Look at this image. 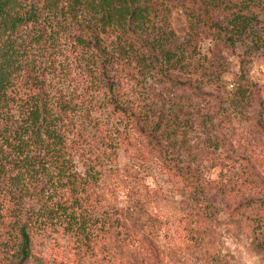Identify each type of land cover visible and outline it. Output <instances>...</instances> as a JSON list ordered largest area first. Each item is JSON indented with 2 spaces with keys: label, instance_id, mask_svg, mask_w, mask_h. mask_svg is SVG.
<instances>
[{
  "label": "trees",
  "instance_id": "1",
  "mask_svg": "<svg viewBox=\"0 0 264 264\" xmlns=\"http://www.w3.org/2000/svg\"><path fill=\"white\" fill-rule=\"evenodd\" d=\"M205 39L264 50V0H0V264H224L225 215L264 250L260 160L232 127L258 90L242 74L225 91L219 53L195 56ZM147 76L163 91L138 103L129 82ZM248 119L264 133L262 113ZM121 148L160 165L180 218L141 179L124 200L108 188ZM50 235L67 251L47 262Z\"/></svg>",
  "mask_w": 264,
  "mask_h": 264
},
{
  "label": "rangeland",
  "instance_id": "2",
  "mask_svg": "<svg viewBox=\"0 0 264 264\" xmlns=\"http://www.w3.org/2000/svg\"><path fill=\"white\" fill-rule=\"evenodd\" d=\"M172 28L178 35L185 33V17L182 10L174 11ZM215 44H217L215 40H203L196 52V58L204 60L212 57ZM215 50L219 53L217 60L224 64L221 85L225 91L228 93L233 92L241 75H245L256 86L259 95V105L248 110L247 116L251 118L259 112L264 115V50L255 51L246 44L239 47L235 54L227 52L222 46L217 47ZM242 64H245L244 68H242ZM144 82L145 87L134 80L129 82V93L132 99L137 100L138 103L153 91L157 94L163 91L160 82L152 76H147ZM148 87L152 88L150 92L146 89ZM163 94L165 95V92ZM152 95L154 96V94ZM193 102L194 104L197 103L195 100ZM233 109L234 107H231L230 111L232 112ZM231 114L234 115V113ZM235 116L232 126L235 139L239 140L246 152L257 156L260 160L257 166L264 176V133L254 127L253 119L241 117L238 110L235 112ZM79 169L82 170V167L79 166ZM116 169L118 174L108 176L106 183L108 188L114 187L117 189L121 200H124L129 189L131 187L135 188L141 179L144 185L155 191L153 195L154 207H158L159 211L163 210L165 215L172 221L181 217V195L168 181L167 177L162 174L159 164L136 160L128 150L121 148L117 151ZM138 188L140 189V186ZM215 226L217 228V245L224 264H264V250L255 247L251 235L234 231L228 216L225 215L220 218ZM55 237H58V235H55ZM53 242V236H45L35 246V251L38 252L40 257L46 255L45 261L47 262L55 260L63 254V251H67L66 244H54ZM4 263L14 264L12 261H4ZM29 264L39 263L32 261Z\"/></svg>",
  "mask_w": 264,
  "mask_h": 264
}]
</instances>
